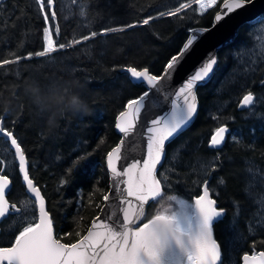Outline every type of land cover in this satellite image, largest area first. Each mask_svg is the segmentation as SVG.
<instances>
[{"label": "trees", "instance_id": "16d2710c", "mask_svg": "<svg viewBox=\"0 0 264 264\" xmlns=\"http://www.w3.org/2000/svg\"><path fill=\"white\" fill-rule=\"evenodd\" d=\"M221 1L204 13L193 3L177 17H158L149 25L57 48L47 57L24 59L27 53L43 49V29L47 25L35 0H0V60L22 57L17 64L0 65V120L14 131L25 149L29 176L45 199L56 238L64 243L76 241L103 203L108 190L104 158L120 138L115 119L129 99L146 89L144 83L130 79L124 68L147 67L153 75L161 74L186 40L188 29L211 25ZM181 3L191 0H57V17L55 21L50 18L49 25L58 46L90 31L99 33L104 27H122L175 10ZM261 26L264 12L243 23L235 38L218 51L215 71L196 88L198 110L194 121L166 145L165 158L157 170L163 199L150 203L146 210L150 219L170 196L192 200L200 194L205 173L211 172V196L225 211L222 220L213 225L222 264H240L241 255L253 252L254 244L255 251H264V224H252L254 195L264 187L259 176L264 174V69L260 67L264 60L245 71V65L238 66L234 55L254 41ZM33 79L41 83L77 80L87 100V112H65L56 126L50 127L46 118L21 97L20 86ZM249 91L257 100L247 113L237 106ZM6 101H11L7 110ZM217 126H226L228 133L220 146L212 148L208 141ZM1 150L10 158L3 172L11 181L7 193L10 205L17 204L21 216L24 210L37 216L35 202L26 192L13 152L2 136ZM81 156H87L86 161L71 170ZM248 182L253 184L249 189ZM26 202L28 207L24 209ZM22 226L19 216H8L0 222V245L10 246Z\"/></svg>", "mask_w": 264, "mask_h": 264}, {"label": "snow or ice", "instance_id": "6c2138e0", "mask_svg": "<svg viewBox=\"0 0 264 264\" xmlns=\"http://www.w3.org/2000/svg\"><path fill=\"white\" fill-rule=\"evenodd\" d=\"M56 2L57 0H35L38 12L47 25L43 29L44 44L41 51L35 54L27 53L24 59H31L33 55L47 57L57 51V48L65 49L90 41L98 35L123 32L138 25H149L150 21L158 17H177L183 10L191 8L193 3L199 6L201 13H204L206 9L217 5L218 0H191V3H181L175 10L162 11L157 16H148L122 27H104L99 33L90 31L79 39L58 46L53 39V26L49 25V19L55 21L57 17ZM251 2L252 0H223L221 12L216 14L213 27L229 14ZM80 14L82 17L85 15L83 11ZM210 30L188 29L190 34L179 52L168 60L163 75H153L147 67L138 70L129 66L127 72L130 74V79L137 83L146 82V87L159 91L164 86L161 82L169 81L199 37ZM54 31L59 37L58 26ZM21 59L20 55H15V59L0 60V65L17 64ZM216 64L217 60L211 56L203 62L175 92L176 97L183 98V106L173 102L169 118L162 117L151 121V126L147 128V158L143 160L142 165L137 161L124 168L122 172L117 171V161L121 160V148L117 146L108 152L107 167L113 176L111 186L113 195L106 194L103 200L108 201L109 205L120 201L127 206L122 209V218L112 217L106 211L104 219L109 222H94L87 235L76 243L64 244L54 238L53 224L45 209L44 197L29 177L25 149L18 142L14 131L0 122V136L9 141L14 149L13 155L18 162L22 179L26 182V190L32 194V199L38 204V217L28 213L27 210H24L21 216L22 209L15 203L10 205L6 199V190L10 188L9 175L0 174V222L8 216H19L23 225L14 236V242L10 247H0V264H222V254L213 237V225L222 220L224 210L218 211L215 207L216 201L209 197L207 182L203 187V194L195 198L194 205L173 196L169 197V200L178 205L175 210L163 208L150 219L145 214L147 205L163 199L161 180L157 179L156 172L165 152V143L171 142L191 125L197 112V96L194 88L198 82H204L210 77ZM148 97L149 92L145 91L138 98L129 99L126 110L119 113L116 127L126 139L136 127V121L141 110L145 108ZM253 99L254 94L249 91L243 96L241 105H251ZM227 131L224 126L216 128L210 145H221ZM86 159L87 156L79 157L71 170L78 168ZM71 170L68 171V175H71ZM4 171V162L0 160V173ZM123 177L127 179L123 180ZM121 183L126 184L127 187H119ZM141 218L147 219V222L138 224L137 221H141ZM252 248V255L248 253L243 255V264H264V251L255 252V244Z\"/></svg>", "mask_w": 264, "mask_h": 264}, {"label": "water", "instance_id": "95a60500", "mask_svg": "<svg viewBox=\"0 0 264 264\" xmlns=\"http://www.w3.org/2000/svg\"><path fill=\"white\" fill-rule=\"evenodd\" d=\"M222 3H223V1L219 4L218 10L214 13L213 21H212L211 25H209V26H197V27H193V28H201V29L208 28L211 30L213 28H215L217 26V24L215 27H213L214 18H215L217 13L221 12ZM247 6H251V7L246 11L236 13L234 16H232L231 20L226 25L224 31H222V33L213 42L205 44L198 51H196L195 49H191V51L185 56L183 61L180 63V65L178 66V68L176 69L174 74L170 77L169 81L167 83L162 82L163 84H165L164 86L166 87V89L167 90L171 89V91L169 90L168 92H166L165 94L162 95V98H161L162 101L160 104H157L156 102L151 101L150 99H147L145 101V108L141 110V114H140L138 120L136 121V128L138 129V131L136 133L132 132L128 136V137L131 136L134 139L136 138V140H137V144L134 147V149H133L132 141H130L129 138L126 139L124 137V135L122 133H120L119 129H117L116 124L118 123L119 114L117 115V117L115 119L114 127H115V131L120 135V138H119V141L117 142V144L115 146H113L108 151V152H110L113 148H115L117 146H119L121 148V160L117 161V171L122 172L124 170V168L128 167L129 165H131L133 163H136L137 161H140V163L142 165L143 160L147 158V136H148L147 128L151 126V121L153 119H161L162 117L165 119L169 118L171 115L172 108H173V102H175V104L183 106V98L182 97L181 98L176 97L175 92H177L179 90V87H181L182 84L190 77V75H192L196 70H198L199 66H201V64L203 62H206V60L210 56L214 57L217 60V54L216 55H215V53L208 54V56L206 58L204 56V58H202L200 60H199V58L201 56H203L205 53H207V51H209V49L211 51V49L214 46L218 47L217 48V52H218L219 49H221L222 47L227 45L229 42H231L235 38V36L238 33L239 27L243 23L250 21V20H253L258 15H260L262 12H264V0H252V2L248 3L245 7H247ZM220 24H223V20L220 22ZM210 31L205 32V33H209ZM189 34L190 33L188 31V35ZM188 35H187V37H188ZM202 36H200V37H202ZM216 66H217V64L214 65L213 72H214ZM124 70L127 72V68H124ZM163 74H164V69L161 72V74H159V75H163ZM212 74L213 73L210 74V77L212 76ZM177 78H178V80H177ZM208 79H206V81ZM206 81H204V82H206ZM204 82H198V85L202 84ZM144 85H146V82L144 83ZM197 86L194 88L195 94H196ZM147 88L150 89V87H147ZM241 101L242 100H240L239 105L241 104ZM245 107H247V106H239V108H245ZM197 109H198V101H197ZM124 110H126V108ZM195 116H196V114H195ZM195 116H194V119H195ZM194 119H193V121H194ZM0 122H2V121L0 120ZM213 134L210 137L209 145H210V141H211ZM225 137H226V133H225ZM8 143H9L10 149L14 152V149L10 146L9 141H8ZM167 143L168 142L165 143V148H166ZM137 146H138V149L135 152V149ZM211 147H218V146H211ZM108 152L106 153L105 158H104L105 168L108 172V190H107L106 194L109 196H112L113 192H112L111 186L113 183V176L111 174L110 169L107 167V154H108ZM164 158H165V152H164V154H162L161 164L163 163ZM17 164H18V162H17ZM161 164L157 166V170L161 166ZM0 174H2V173H0ZM20 175L22 178V173H20ZM156 176H157V174H156ZM126 179H127V177H123V180H126ZM157 179H158V177H157ZM22 182H23L25 189H26V182H24L23 179H22ZM205 182H207V186H208L209 177L204 181L200 195L203 194V187L205 186ZM35 186L38 187L36 184H35ZM10 187H11V181H10ZM119 187L126 188L127 185L121 183V184H119ZM9 190H10V188L8 190H6V199H7V193ZM26 192H27V190H26ZM28 195L32 198V194L28 193ZM41 195H42V193H41ZM209 197L211 199L215 200L213 197H211L210 192H209ZM195 198H194V203H195ZM35 205H36L37 217H38V204H36V202H35ZM126 206L127 205L121 204L120 201H116V202L112 203L111 205H109L108 201L103 200V203L99 209V212L91 219L89 226H88L87 230L85 231V233L81 237H79L76 241H74L73 243H76L83 236L87 235L88 230L93 227L94 222H96V223H101V222L108 223L109 221L104 219L106 211L112 217L120 216V218H122V209ZM133 206H135V201H133ZM147 206L145 208V214H146ZM215 207H216V204H215ZM45 209L47 211L46 202H45ZM217 210L219 211L221 209L217 208ZM223 214H224V211H223ZM49 217L51 218L50 214H49ZM51 220H52V218H51ZM142 222L146 223L147 221H144V218H141V221H137L138 224H140ZM52 224H53V221H52ZM53 235H54V238H56L55 233H54V229H53ZM213 237H214V233H213ZM56 239H58V238H56ZM214 239H215V237H214ZM60 242L64 243L61 240H60ZM64 244H72V243H64ZM217 244H218V242H217ZM10 246H0V247H10ZM260 251H262V250H259L258 252H260ZM248 254L252 255V253H248ZM243 255L241 256L240 264H243V259H242Z\"/></svg>", "mask_w": 264, "mask_h": 264}, {"label": "clouds", "instance_id": "9594fccd", "mask_svg": "<svg viewBox=\"0 0 264 264\" xmlns=\"http://www.w3.org/2000/svg\"><path fill=\"white\" fill-rule=\"evenodd\" d=\"M24 102L33 106L38 115L46 118L50 127L57 124L58 117L65 112H87V100L81 95L82 86L77 80H52L41 83L30 80L20 86ZM11 101L5 102V109Z\"/></svg>", "mask_w": 264, "mask_h": 264}, {"label": "rangeland", "instance_id": "374dc122", "mask_svg": "<svg viewBox=\"0 0 264 264\" xmlns=\"http://www.w3.org/2000/svg\"><path fill=\"white\" fill-rule=\"evenodd\" d=\"M248 44H249L248 46L242 47V48L236 50V52L234 54L237 57V65L238 66L245 65L244 66L245 71L253 70V67L256 64H258V62L261 63L262 59L264 60V26L263 27L262 26L259 27V31L257 32L254 41L252 39V42H250ZM260 67L264 69V65L260 64ZM234 73H235V70H234ZM256 100H257V97L254 95L253 103L251 105H249L247 108H244V109L247 110V113H250L252 111V107H253L254 102ZM239 106H242V105L240 104ZM239 110H243V109H239ZM217 127H219V126H217ZM0 152H1V154L3 153L2 150ZM0 160H3L4 167L6 169L7 166H8V163L10 161V158L8 157L7 153H5L4 155L3 154L0 155ZM259 176H260V179L262 180V182H264V174H262V175L259 174ZM208 177H209L208 188H209V192L211 193V191L213 192V189H212V187L210 185V179L212 178L211 177V172L205 173L204 179L206 180ZM204 181L202 182L201 186L203 185ZM252 186H253V184L251 182H248L247 188L249 189ZM176 198L178 200H184V199H180L179 197H176ZM254 198H255L254 200H255V203H256V211H255V213L253 215L254 217H253L252 224H254V223L255 224H264V187H261L260 190L259 189L256 190ZM184 201L189 203V204L194 205V199H192V200H184ZM23 206H24V209H26L28 207V203L26 202ZM177 207H178V205H176L175 203L170 201L169 197H168L167 199L163 200L160 203L158 211L162 210L163 208H169L171 210H175ZM252 224L248 223V226L250 228L249 230H251ZM255 252H258V251H255ZM244 253H252L253 254V252H244ZM240 262H241V260H240Z\"/></svg>", "mask_w": 264, "mask_h": 264}, {"label": "bare ground", "instance_id": "6f19581e", "mask_svg": "<svg viewBox=\"0 0 264 264\" xmlns=\"http://www.w3.org/2000/svg\"><path fill=\"white\" fill-rule=\"evenodd\" d=\"M253 4V3H252ZM251 6H247V7H244V8H242V9H240V10H237V11H235V12H233L232 14H229L227 17H225L224 19H223V24H220V22L217 24V26L215 27V28H213L209 33H204L203 34V36L202 37H199V39H198V41L194 44V46H193V48L192 49H195L196 51H198L200 48H202V46H204L205 44H208V43H211V42H213L221 33H222V31H224V29H225V27H226V25L228 24V22L231 20V18H232V16H234L236 13H240V12H243V11H246V10H248L249 8H250ZM230 43V42H229ZM228 43V44H229ZM226 46V45H225ZM224 46V47H225ZM217 46H214L212 49H211V51H210V49H209V51H207V53H205L203 56H201L200 58H199V60L200 59H202V58H204V56H205V58L208 56V54H213V53H215V55L218 53L217 52ZM223 48V47H222ZM221 48V49H222ZM220 50V49H219ZM218 50V51H219ZM179 52V51H178ZM177 52V53H178ZM210 52V53H209ZM176 53V54H177ZM175 54V55H176ZM217 63H218V60H217ZM217 67V66H216ZM143 69V68H142ZM216 69V68H215ZM138 70H140V69H138ZM215 71V70H214ZM210 79V78H209ZM133 80V79H132ZM177 80H178V78H177ZM134 81V80H133ZM162 83V82H161ZM163 84V83H162ZM165 85V84H164ZM173 89V88H172ZM170 91H171V89H169ZM169 90H167L166 89V87L165 86H163V88H161L159 91H156V90H153V89H149V88H147L146 87V89H145V91H148L149 92V97H148V99H150L151 101H154V102H156L157 104H160L161 103V98H162V95L163 94H165L166 92H168ZM144 91V92H145ZM143 92V93H144ZM142 93V94H143ZM141 94V95H142ZM139 97V96H138ZM138 97H136V98H138ZM136 98H134V99H136ZM243 99V97L240 99V100H242ZM240 100H239V102H240ZM239 102H238V108H239ZM249 105H247V107H248ZM247 107H245V108H247ZM126 108V107H125ZM239 109H244V108H239ZM198 110V109H197ZM125 111V110H124ZM122 112V111H121ZM197 114V113H196ZM196 117V116H195ZM188 128V127H187ZM138 131V129L135 127L134 128V131H133V133H136ZM214 134H215V131L213 132ZM212 133V134H213ZM211 134V135H212ZM213 134V135H214ZM136 137V136H135ZM211 137V136H210ZM129 138V140L130 141H132V143H133V149H134V147L136 146V144H137V140H136V138L134 139L133 137H128ZM225 139H226V137H225ZM209 140H210V138H209ZM225 141V140H224ZM223 141V142H224ZM209 142V141H208ZM210 146V145H209ZM220 146V145H219ZM211 147V146H210ZM212 148H216V147H212ZM138 149V146L136 147V149H135V152H136V150Z\"/></svg>", "mask_w": 264, "mask_h": 264}]
</instances>
